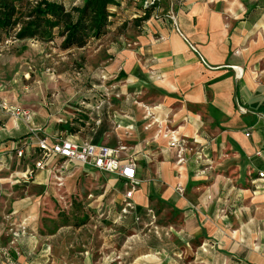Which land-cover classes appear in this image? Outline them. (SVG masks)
Returning <instances> with one entry per match:
<instances>
[{
	"label": "crops",
	"instance_id": "crops-1",
	"mask_svg": "<svg viewBox=\"0 0 264 264\" xmlns=\"http://www.w3.org/2000/svg\"><path fill=\"white\" fill-rule=\"evenodd\" d=\"M115 2L110 8L114 25L134 48L116 46L112 64L105 68L112 75L110 85L123 96L107 105L106 122L120 128L113 127L101 144L110 148L122 144L137 152L139 185L132 200L137 213L151 209L156 224L170 229L169 242L159 243L142 223L120 216L129 187L124 180L92 169L71 170L64 184L71 177L95 172L110 176L112 187L117 182L122 185L118 202H111L108 210L120 224L114 230L99 228L98 233L84 226L85 250L75 249L79 230L61 251L60 228L48 233L40 220L31 230L36 237L11 244L0 236V264H112L114 256L122 264H264V176L260 175H264V85L255 84L248 74L237 78L244 57L238 48L253 29L264 34L260 28L264 16L257 19L264 0H161L157 5L161 17L153 14L142 29L137 21L145 0ZM25 101L20 106L32 113L33 127L49 136L66 135L72 107L68 106L71 112L59 108L51 112L45 101ZM135 101L159 106L164 129L198 142L202 160L176 165L174 152L161 138L154 139L157 128H147L150 119ZM28 137L22 122L9 119L0 127V191L4 186L7 197L15 198L13 190L19 189L8 186V176L36 159L37 150L26 146ZM18 149H25L22 158L16 157ZM24 187L28 193L20 196V203H13L11 214L36 217L32 200L46 204V196L55 189L50 173H38ZM35 189L45 195L32 193ZM73 195L76 198L75 191ZM124 231L129 235L122 241ZM204 242L219 248L204 255L199 249Z\"/></svg>",
	"mask_w": 264,
	"mask_h": 264
},
{
	"label": "rangeland",
	"instance_id": "rangeland-1",
	"mask_svg": "<svg viewBox=\"0 0 264 264\" xmlns=\"http://www.w3.org/2000/svg\"><path fill=\"white\" fill-rule=\"evenodd\" d=\"M170 1L173 2V0ZM158 4H161V0L155 3L154 17H161ZM262 16H264V11L260 12L257 19L260 20ZM113 17H115V13L111 12L107 32L100 39L91 40L83 49L70 51L60 49L58 38L53 42L44 43L36 39L19 41L15 38L17 30L9 32L7 36L2 34L0 39V103L4 102L11 107L22 108L21 102L36 99V102L45 101L47 107L51 108V112L58 108L71 112L68 106L73 107L72 104L82 95L81 93L90 89L91 85L97 84V73L112 64L111 60L116 55V52L113 51L115 47L134 48L131 40L121 38L122 33L115 27L116 20H113ZM125 28L128 26L125 25ZM140 28L142 29L143 25H140ZM260 28L264 30V28ZM238 49L242 52L241 56L244 54L241 62L242 76L248 74L252 76L255 84L264 85V34L258 28L253 29L250 39ZM110 84L109 82L104 83L107 87ZM60 114L65 113L61 110ZM64 117L67 118L68 115ZM9 119L12 118L0 110V127L6 125ZM12 121L21 122L13 119ZM80 137L84 140V136ZM9 178L10 175L7 179L8 186L19 187V189L13 190L16 195L14 198V196L7 197L5 195L7 190L4 186L1 187L0 236H3L5 240H11V244L16 242L12 237L13 233L25 219H27L29 229L26 237H36L31 230L39 224L40 220H43L42 223L45 227L47 226L48 233L52 228L59 227L63 237L59 248L61 251L71 242V238L75 237L72 235L74 231L79 230H81L78 233L81 238L78 241L79 247L75 249L82 252L85 250L82 248L84 245L87 246L84 226H91L88 230L98 233L99 228L110 229L120 224L116 222V215L108 214V210L113 204L111 202L114 201V204L118 202V196L123 189L119 182L112 187L109 184L110 176L90 172L89 175L81 174L76 179L71 177L62 189L55 188L56 190L54 189L52 193L49 192L46 196V204H43L38 198L34 199L35 201L32 200L37 208V216L25 218L13 216L11 213L13 212V203H20L19 198L22 195L26 197L28 190L26 191L24 186L29 183L12 185ZM75 188L76 190H74ZM74 191L77 194L76 198L73 195ZM33 192L38 194L37 196L40 195L41 198L45 195L36 189ZM28 205L27 202L25 207ZM41 215L44 216L41 217ZM51 216H54V221ZM94 226L97 229H92ZM124 233L122 241L129 235L126 231ZM112 262V264H122L116 260L115 256Z\"/></svg>",
	"mask_w": 264,
	"mask_h": 264
},
{
	"label": "built area",
	"instance_id": "built-area-1",
	"mask_svg": "<svg viewBox=\"0 0 264 264\" xmlns=\"http://www.w3.org/2000/svg\"><path fill=\"white\" fill-rule=\"evenodd\" d=\"M157 0H145V6H155ZM238 69V68H236ZM242 72L239 70L238 77ZM112 75L106 71L101 70L99 81L101 86L94 87L95 98H91L90 95L93 90L89 91L88 95L93 101L98 99V104L91 106L88 102V98H80L78 103L79 109H73V116L70 117L68 122V128L71 126L72 120L78 118L81 111L91 110L95 116L91 119L94 127H98L102 121L104 115L102 109L105 105H109L113 99L119 100L123 94L114 85L107 87L104 83L109 82ZM135 105L139 106L146 117L150 119V123L147 128L153 125L157 128V134L154 139L161 138L165 141L166 147L172 150L176 157V165L184 166L191 160H202V151L200 145L196 141H189L180 136L177 130H172L163 127V120L158 116L159 106L150 107L142 102L135 101ZM0 110L6 112L13 120L21 121L27 128L29 137L26 141V146H32L37 150L36 159L33 164L23 171H20L10 176L12 185H22L33 182L38 173L49 172L53 186L60 190L63 188L65 175L71 170H95L109 175H114L119 180H124L128 184V189L123 195L122 208L120 216L123 217L130 212H135L136 206L133 202V195L136 192L139 181L137 178L138 162L136 159L137 152H133L132 148L119 144L116 148H110L104 144H92L85 140H80L77 136L81 134H70L68 131L66 135H47L44 130L33 127V115L32 113L19 106L11 107L7 103H0ZM107 117L108 114L106 113ZM116 121V120H115ZM63 123L62 121H58ZM116 124V123H115ZM114 128H120L119 124ZM132 129L131 127H127ZM42 134L43 137H40ZM25 149H18L15 151L17 158H22L25 155ZM261 176H264L260 174ZM177 192L182 195L183 190L181 187L177 188ZM63 199V198H62ZM147 215L149 216L151 223L150 227L153 228L156 236L160 235V228L157 223V218L153 210L148 209ZM135 221H139V217L135 216ZM28 224L27 219L21 222L18 229L13 233L14 240H18L22 237L28 236ZM165 235L170 236V229H166ZM219 248L218 244L211 242H204L200 245V252L204 255L209 254ZM116 260H120L119 256L115 257Z\"/></svg>",
	"mask_w": 264,
	"mask_h": 264
},
{
	"label": "trees",
	"instance_id": "trees-1",
	"mask_svg": "<svg viewBox=\"0 0 264 264\" xmlns=\"http://www.w3.org/2000/svg\"><path fill=\"white\" fill-rule=\"evenodd\" d=\"M115 3V0H0V39L2 34L7 36L9 32L17 30L15 38L19 41L36 39L49 43L58 38L60 49L63 51L83 49L91 40H98L107 32L111 19L110 8ZM141 11L142 16L137 21L139 26L151 18L154 7L145 6L143 2ZM100 73L101 71L97 73V84L91 85L90 89L81 93L82 95L72 104L73 109H79L80 98H88L91 106L98 104V99L93 101L90 99L95 98L96 90L93 88L101 86ZM91 90L93 93L90 98L87 95ZM107 111L108 107L105 105L102 109L104 117L98 127H94L91 122L95 116L94 112L81 111L78 118L72 120L68 132L80 133L85 141L92 144L102 143L114 127L111 121L106 122ZM106 124L107 130L103 129ZM147 210L137 213L136 208L135 212H130L122 218L131 216L135 223H142L144 228L150 229V234L159 243L166 244L170 236L165 235L164 230L160 231L159 236L154 234L153 228L149 226L151 220ZM135 216L139 217L138 222L135 221Z\"/></svg>",
	"mask_w": 264,
	"mask_h": 264
}]
</instances>
